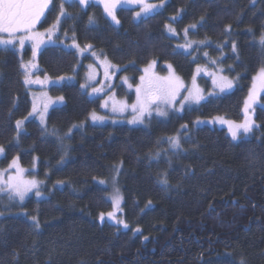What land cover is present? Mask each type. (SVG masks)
Returning <instances> with one entry per match:
<instances>
[{
	"label": "trees",
	"instance_id": "16d2710c",
	"mask_svg": "<svg viewBox=\"0 0 264 264\" xmlns=\"http://www.w3.org/2000/svg\"><path fill=\"white\" fill-rule=\"evenodd\" d=\"M60 2L52 0L40 28L59 21L60 36L71 44L75 36L79 48L48 46L38 62L49 77L77 80L50 87V94L65 103L50 110L48 131L37 119L26 120L33 104L20 58L0 47V145L5 150L0 168L16 157L32 167L38 158V176L48 194L19 204L0 192V264H264V95L255 112L258 130L249 138L235 142L225 130L193 127L197 119H243L252 78L264 66L259 43L264 0H167L161 11L138 20L137 8H119V25L95 3L83 8L66 0L71 18L60 16ZM185 28L195 43L187 54L175 46ZM93 50L100 52L96 68L104 70L106 57L135 84L152 60L171 64L191 80L197 64L207 63L205 55L193 61L200 50L237 84L181 114L153 117L148 127L98 126L88 118L100 109L101 99L82 88ZM119 92L135 98L124 86ZM16 120L24 121L18 139ZM177 135L178 149L168 142ZM117 175L129 229L99 222L112 204L97 180ZM57 181L62 187L51 192ZM34 216L39 228L33 227Z\"/></svg>",
	"mask_w": 264,
	"mask_h": 264
},
{
	"label": "snow or ice",
	"instance_id": "6c2138e0",
	"mask_svg": "<svg viewBox=\"0 0 264 264\" xmlns=\"http://www.w3.org/2000/svg\"><path fill=\"white\" fill-rule=\"evenodd\" d=\"M65 2L66 0H61L59 4V15L71 18L64 8ZM75 2L82 6H87L90 0H75ZM93 2L103 4L105 13L111 18L115 25L120 24V21L116 15V10L118 7L124 5H140V10L135 13L136 17H141L142 15L146 17L158 7L156 4L149 3L148 0H93ZM50 3L51 0H0V33L7 36V38L0 37V45L4 46L5 48H8V46L19 45V47L22 49L25 42L29 41L32 45L34 61L40 46L45 42V32H39L35 29L46 9H48ZM201 19H203V17ZM58 22L59 21H57V23ZM89 23H94L92 17H89ZM189 27L194 29L196 25L193 24ZM55 28L56 25H53L51 28L45 30L48 35V39L51 38V34ZM168 29L170 32L175 33V29L171 25H168ZM183 31L185 37H187L189 28H185ZM225 31L230 33L231 25H227ZM73 42L75 44V36L73 37ZM199 43L204 44L205 41H200ZM259 43L261 46H264V34L261 35ZM75 46L79 48V45ZM86 47L91 48V45H87ZM182 47L190 48L191 43L182 45ZM231 49L233 52L236 51L235 43H232ZM83 50L84 49H80L81 52H83ZM93 55H95V53H93ZM204 55L207 56L208 53L205 52ZM33 61L21 63V68L25 70L23 74L24 82L26 84L44 83V81H41L39 77H37L35 80L31 78L32 70L37 67ZM211 62L213 64L216 63L215 60ZM102 64L104 67V75L107 79L109 78V68H116V66L112 65L106 57L102 61ZM155 65L156 61L152 60L147 65V67L143 69L144 75L139 77L140 82L135 88L136 103L130 106L132 112L135 113L133 119L130 121L131 123H142L146 115L151 116L153 108H155V111L158 115H167V112L164 109L168 107L174 109L176 108L177 99L180 97L182 90L186 91L187 95L180 97L179 109H177L178 111H183L186 103L199 104L200 101L204 99V96L201 94V90L196 87L195 76L192 77V88L188 89L185 87L183 81L173 72H170L167 76H159L155 74L153 71ZM169 69H171V65H169ZM201 70L202 69L198 67L196 71L199 73ZM220 71L222 73L223 69ZM208 74L213 77L212 83L214 87L218 88L221 92L230 90L233 87V81L228 77L222 74L217 76V74L214 72H210ZM60 79L62 80L63 77ZM124 80L127 82L126 77ZM87 86L88 85H82V87ZM129 87H132V85H129ZM92 91L94 93H98L101 91V89L93 87ZM262 92H264V66L260 67L256 75L252 78V85L247 99L244 102V121L242 123H235L219 117L216 118L219 123L228 125V131L231 133L233 139H236L242 134L250 133L253 130V127H255V122L249 115V109L251 108L252 104L255 103L258 95ZM58 100L62 101L63 97H59ZM49 102L51 101L49 100ZM103 106L107 107L108 102L105 101ZM127 107H129V105L126 103H120L119 109H117L116 102H113L114 112L117 110L123 111ZM47 108L48 104L45 103L43 105V111L40 113V120L42 123L45 120L44 113L47 111ZM32 111H37L35 104L33 105ZM31 114L32 113H29V115ZM91 119L93 121H102L104 118L92 113ZM23 123V120H16L15 122L17 139L20 135V129L22 128ZM196 123H201V121H196ZM187 127V125H182L183 129H187ZM168 142L173 148H180V138L178 135L176 137L168 138ZM4 151V147L0 145V154H3ZM18 159V157L14 158L9 165V168L15 169L14 174L7 175L5 178L4 173L7 170L0 171V192L6 191L10 198L18 199L22 202L24 201L26 195L33 189H37L35 192L36 196H40L41 193L38 190V181L35 179L24 178L25 170L19 166ZM57 183L59 184L63 182L57 181ZM100 183L103 184L105 181H100ZM162 183L167 184L168 181L164 179ZM122 199V196L119 194V189H116L115 193L109 197L110 203L112 204V211H109L106 215L109 220L115 221L116 225H123V227L126 229L128 228V224L124 220L119 219L117 216L118 213H122ZM99 218L103 221L105 219V213H100ZM32 220L33 227L39 228L40 225L38 219L34 216L32 217ZM135 231L140 232L141 230L136 228ZM145 239H147V237H145ZM240 264H244L243 260H241Z\"/></svg>",
	"mask_w": 264,
	"mask_h": 264
},
{
	"label": "rangeland",
	"instance_id": "374dc122",
	"mask_svg": "<svg viewBox=\"0 0 264 264\" xmlns=\"http://www.w3.org/2000/svg\"><path fill=\"white\" fill-rule=\"evenodd\" d=\"M51 2H52V0H51ZM148 2L158 5V7L155 8L154 11L151 14L148 15V16H150V15L155 14L158 11H161L165 7V5L167 3V0H148ZM90 3L98 4L104 9L103 4H99V3L93 2V0H90L89 4ZM50 5H51V3L49 4V7H50ZM87 6H82V7L85 8ZM49 7H48V9H49ZM119 8H132V9L133 8H137V11H139L140 10V5H124V6L118 7L117 9H119ZM48 9H46L44 15L41 17V20L37 24L36 29H35L36 31H39V32H45V42H44V44H42L40 46V49L37 52V54H36V56L34 58V61H33V52H32L31 42L26 41L25 44H24V47L22 49L19 47V45L8 46V48H10V49H12V50L17 52L21 63H28L29 61H33L37 65V67L32 70L31 78L33 80H35L37 77H39V79L41 81H44V83H32V84H26L25 82L24 83H25V85H26V87L28 89V92L30 94V97H31V100H32V104L33 105L35 104L36 105V109H37L36 112H33L31 110L32 114L29 115L26 118V120L33 119V118L37 119L40 122L42 128L45 131L49 130L48 129L49 126H48L47 117H48V114H49L50 110L52 108H54V107L61 106V105H63L65 103L64 99L61 102L60 100H58L59 97H53L50 94V87H52L54 85L62 84L64 82H66V81H76L77 80L76 76H63L62 80L60 79L61 77H59V78L49 77V76H47L46 74H44L42 72L41 66L39 65V62H38L39 54L41 53V51L44 48H46L48 46L63 45V46H66V47H69V48H72V49H76L75 44H71V40L65 41L60 36V34H59L60 25L58 23L54 24V25H56V28L52 32L50 39H48V35H47L46 31H45L46 29H41L40 28V23L43 21ZM137 11H135V13ZM106 16H107V14H106ZM107 17H109V16H107ZM143 17H145V16L142 15L141 17H136V15H135V19H137V20L141 19ZM51 27H49V28H51ZM49 28H47V29H49ZM170 34H171V32H170ZM189 35L190 34L188 33L187 38L185 37V35H183V37L180 38V42L179 43H175V46H176L177 50L183 51L186 54L190 53L193 50L194 46H195V43H194L193 39ZM0 37L7 38V36L5 34H2V33L0 34ZM188 43H191V47L190 48L182 47V45H185V44H188ZM0 47L5 48L2 45H0ZM27 48H30V51H31L30 56L26 55ZM93 53H95V55H93ZM99 53L100 52H98L97 50H93L92 52H90L88 54L91 57L92 62L89 63V64H87V62H85L86 72H85L84 81L82 82V85H88L87 87H82V88L88 94L89 97H91V98H100L101 99L100 109L98 111H93L92 113H95L97 116L103 117L104 119L102 121H100V120L93 121L91 119V115L88 118V121L90 123L98 125V126H104V125H108V124H111V125L127 124L129 126L148 127L149 124H150L149 122H150V120L153 117L166 118V117H168L170 112H177V113L181 114L187 108L192 107V106H197V105H199L200 103L204 102L205 100H207L210 97L218 96V95L229 93V92L233 91L235 89V87H236V84H237L236 81L233 78L229 77L224 70L221 73L220 70L222 68L220 67V65L218 63L213 64L211 62L215 58H212L210 55H207L206 56L207 63H205V64H200V63L197 64V68L199 67L202 70L199 73H197V71L195 72V78H196L195 79V84H196V87L201 90V94L204 96V99L201 100L199 104L186 103L185 107H184V110L183 111H178L177 109H179V99H180V97H183V96L187 95V92L182 90L181 93H180V97H178V99H177L176 108L174 109V108L168 107V108L164 109L167 112V115H164V116L158 115L157 112L155 111V108H153L151 116H147L146 115L142 123L141 122L131 123L130 121L133 119V116L135 115V113L132 112L130 106L132 104L136 103V91H135V88H136V85L139 84L140 81L138 80V83L135 84L132 81V78L130 76H128L126 74H121V70L122 69L120 67H117V66H116V68H110L109 78L106 79L105 75H104V70L100 69L99 67L96 68V62H97ZM203 58H204V53L202 51H200V50H197L192 55V59L195 62H198V61H200ZM155 61H156V65H155V67L153 69L155 74H157L159 76H167V75H169L170 72H173L176 76H178L183 81V83H184L186 88H188V89L192 88V79L189 80V81H186L185 79H183L182 77H180L176 73L175 69L172 67L171 64L160 63L157 60H155ZM81 64H83V60L82 59H81ZM169 65H171V69H169ZM22 70H23V74H24L25 70L23 68H22ZM210 72L216 73L217 76L222 74V75L228 77L230 80L233 81V87L230 90H225L224 92H221L218 88L214 87V85L212 83L213 77L208 74ZM142 75H144V72L142 73ZM125 77L127 78V82H125V80H124ZM23 80H24V77H23ZM120 85L124 86V88L126 89V91L128 93H134L135 94V98H134L133 101H130L127 96H125L123 93L119 92V86ZM129 85H132V87H129ZM93 87L101 89V91L98 92V93H94L92 91ZM263 95H264V92L260 93L258 95L255 103H253L251 108L249 109V115L251 116L252 120L255 122V127H253V130L250 133L242 134V135L238 136L236 139H233L232 136H231V133L228 131V125L227 124H221L216 119L217 117H219V118H222V119L227 120V121H232V122H235V123H242L244 121V119H245L244 108H243V119L241 121H235V120L228 119L226 117L217 116V117H213V118H210V119H197L196 121H201V123H196V121H195L193 123V127L194 128H198V127L208 126V127H211V128H218V129L225 130L227 132V134L231 137V139L233 141H235V142L240 141L242 139L249 138V137L253 136L256 133V130H258V124H257L256 119H255V112H256L257 107L263 105V102H262ZM49 100L51 102H49ZM105 101L108 102V106L107 107L103 106L105 104ZM114 101L116 102L117 109H119L120 103H126L127 105H129V107L125 108L123 111L117 110V111L114 112L113 111V102ZM45 103L48 104V108H47V111L44 113L45 120L42 123L41 120H40V113L43 111V105ZM33 105H32V109H33ZM76 127L77 126H75V128ZM188 128H189V126L187 127V129ZM3 155H4V153L0 154V158L3 157ZM18 164H19V166L21 168H23L25 170V172H24V178L25 179H35L36 181H38V190L40 191L41 195L40 196H36L35 192L37 191V189H33L31 192H29L26 195L24 201L21 202L18 199H12V200L16 201L19 204H23L30 197H35L38 200L47 198L48 194L44 191V181L41 178H39V176H38V158L35 159V162H34L32 167H24L21 164L20 159H18ZM3 170H7L4 173L5 178L7 177V175H11V174L15 173V169H11V168H9V166L7 168H3V169L0 168V171H3ZM106 180L107 179H105V178H101V179H99L97 181H98V183L101 186L105 187L108 190V193H107V198L108 199H109V197L111 195H113L115 193L116 189H120L119 190V194L123 198L122 199V203H121L122 213H118L117 216H118L119 219H122V220H124L126 222V220L124 218V215H123L124 214V209H123L124 195H123L122 187L120 185L119 177L117 175L116 177H113V178L111 177L109 180H107V181ZM100 181H105L106 183L101 184ZM60 184H62V183L56 184L54 187H51V192L54 191L55 188L62 187V185H60ZM107 184H108V186L109 185L110 186L108 187ZM117 184H118V186H117ZM1 193L2 194H7L6 191L5 192H1ZM111 211H112V209H111ZM107 213H105V219L103 221L99 218V222L101 224H104V223L107 222V223L113 224V225H115V226H117V227H119L121 229H125L123 227V225H116L115 221L109 220L107 218V215H106ZM20 215H26V212H22ZM129 227L130 226L128 224V228H126V229H129Z\"/></svg>",
	"mask_w": 264,
	"mask_h": 264
},
{
	"label": "bare ground",
	"instance_id": "6f19581e",
	"mask_svg": "<svg viewBox=\"0 0 264 264\" xmlns=\"http://www.w3.org/2000/svg\"><path fill=\"white\" fill-rule=\"evenodd\" d=\"M254 1H255V0H254ZM196 30H197V29H196ZM189 31H190V30H189ZM189 36H190V35H189ZM186 38H187V37H186ZM181 40H182V39H181ZM187 40H188V39H187ZM187 40H186V41H187ZM208 40H209V39H208ZM225 53H226V52H225ZM235 81H236V80H235ZM261 127H262V126H261ZM256 131H257V130H256ZM260 139H261V138H260ZM57 162H58V161H57ZM102 180H103V179H102ZM106 181H107V180H106ZM105 183H106V182H105ZM110 184H111V183H110ZM112 184H113V183H112ZM107 186H108V184H107ZM109 186H110V185H109ZM109 186H108V187H109ZM117 186H118V184H117ZM121 187H122V186H121ZM119 190H120V189H119ZM54 191H55V190H54ZM54 193H55V192H54ZM124 196H125V195H124ZM41 200H42V199H41Z\"/></svg>",
	"mask_w": 264,
	"mask_h": 264
}]
</instances>
